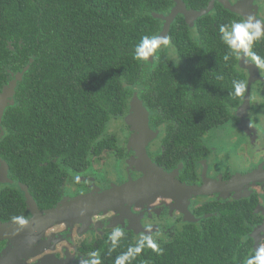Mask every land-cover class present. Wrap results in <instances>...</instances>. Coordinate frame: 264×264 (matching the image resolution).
<instances>
[{
    "label": "trees",
    "instance_id": "16d2710c",
    "mask_svg": "<svg viewBox=\"0 0 264 264\" xmlns=\"http://www.w3.org/2000/svg\"><path fill=\"white\" fill-rule=\"evenodd\" d=\"M170 6L171 0H0V86L29 66L15 105L3 117L0 158L10 177L29 186L41 209L62 199L70 174L85 173L96 155L115 148L100 139L113 119L128 113L136 92L152 118L177 135V154L169 149L166 161L192 166L183 156L190 146L202 148L212 99L200 87L187 96V86H176L175 80L180 72L195 73L202 86V69L178 71L166 53L147 61L135 58L142 37L160 32L153 14ZM176 31L170 41L185 54L192 41ZM20 202L25 206L23 193L2 192L0 222L19 217ZM223 217L205 231L193 226L189 237L175 244L148 252L143 247V264H236L238 247L223 236L234 222ZM243 250L248 252L239 247V255ZM126 255L129 261L135 257L131 248Z\"/></svg>",
    "mask_w": 264,
    "mask_h": 264
},
{
    "label": "flooded vegetation",
    "instance_id": "af4514ba",
    "mask_svg": "<svg viewBox=\"0 0 264 264\" xmlns=\"http://www.w3.org/2000/svg\"><path fill=\"white\" fill-rule=\"evenodd\" d=\"M171 2L172 6L160 14L168 16L171 13L176 6L173 0ZM183 2L189 11L212 8L207 15L196 19L193 25L182 14H178L171 25L167 44L159 47L155 55L158 58L159 53H166L178 66V71L202 69V86L194 81L195 73L182 72L177 74L175 85L185 84L187 96H194L200 87L202 94L212 99L208 104L213 114L208 126L210 129L201 139L202 148L195 150L190 146L185 151L183 157L189 159L192 166L166 161L168 150H175L177 135L152 118L151 111L145 107L150 113V128L158 134L150 142L147 152L153 163L166 172H178L177 179L183 185L206 187L208 194L193 196L186 205L157 196L149 203L126 205L122 213L110 211L94 216L86 226L78 223L55 226L35 242L32 248L34 255L24 259L23 264H91L92 261L116 264L118 257H126L123 264H143V250L139 253L135 251L142 238L151 237L157 250L161 246L175 244L181 236L188 238V232L193 226L199 231H205L209 222H220V218L226 214L232 217L231 223H234L230 232L223 236L234 239V245L238 247L234 251L237 253L232 258L233 262L247 264L248 258L257 249L264 248V39L255 41L248 55L241 53L237 56L222 41L219 31L222 25L230 26L248 17L264 21V0H214L213 5L212 0ZM224 2L237 13L227 10ZM223 17L228 18L227 23ZM159 21L160 32L157 36L164 28V22ZM173 29L177 30L174 33L177 37L192 41V48L185 54H181L170 41ZM252 54L260 58V63L253 59ZM8 71L10 73L11 69ZM12 80V75L7 77L6 83L0 86V94ZM234 82L244 85L239 93L236 92ZM128 114L129 111L119 118L120 125L107 131L100 139L111 140L115 148L96 155L85 173L70 174L64 184L65 193L55 206L64 199L89 195L96 189L107 191L112 186L121 187L131 179L138 181L143 177L129 164L135 158V153L128 148L132 135V128L125 122ZM96 162H100L99 171L93 168ZM169 164L172 168L168 167ZM187 168L192 169L190 174ZM8 173L11 182L0 180V194L9 190L23 193L25 206L18 203L21 210L19 217L29 221L31 215L20 185L28 190L29 186L10 177L9 166ZM51 208L39 207L41 211ZM185 208L186 212L182 210ZM189 215L192 216L191 222L189 218L187 220ZM12 222L18 221L10 219L5 223ZM117 230L122 235L113 244L111 236ZM144 247L147 252L153 250L146 243ZM239 247L248 252L243 250L239 255ZM129 248L135 254L131 261L126 255ZM12 249L13 240L0 235V264H15L6 261ZM50 260L53 262L50 263Z\"/></svg>",
    "mask_w": 264,
    "mask_h": 264
},
{
    "label": "water",
    "instance_id": "95a60500",
    "mask_svg": "<svg viewBox=\"0 0 264 264\" xmlns=\"http://www.w3.org/2000/svg\"><path fill=\"white\" fill-rule=\"evenodd\" d=\"M176 4L168 16L160 13H154L153 17L164 22V28L159 37L168 39L170 28L178 14H182L190 25L200 17L207 15L211 8L201 11H189L183 0H173ZM212 0L211 5H213ZM225 8L233 13L236 10L224 2ZM164 44L161 43L160 47ZM152 58L149 57V60ZM32 63V61H31ZM29 70V66L24 68L21 73L12 75L13 80L0 94V131L3 132V117L8 107L15 105V90L19 82L22 81L24 74ZM125 122L132 129V135L129 140L128 148L133 150L135 158L129 162L132 169H136L143 174L138 181L132 179L121 187L112 186L110 190L101 191L96 189L93 193L80 196L74 199H64L52 209L41 211L25 186L24 190L27 210L31 219L21 225L19 222L2 223L0 222V235L13 240V249L6 258L7 263L23 264L24 259L34 255L32 248L35 242L48 230L61 224H89V220L94 216H99L107 212H119L125 210L126 205L144 204L155 200L157 196L166 197L186 205L188 199L193 196L207 195L208 188L187 186L178 181V172L168 173L162 167L153 163L148 155L147 148L150 142L158 134L150 128V113L145 108L144 103L139 99L138 93L134 94L130 103L129 114ZM8 166L0 158V180L9 181ZM15 184V183H13ZM17 185V184H16ZM186 209H182L186 212ZM188 214V213H187ZM191 215L187 220L191 222ZM53 261L50 260V263Z\"/></svg>",
    "mask_w": 264,
    "mask_h": 264
},
{
    "label": "clouds",
    "instance_id": "9594fccd",
    "mask_svg": "<svg viewBox=\"0 0 264 264\" xmlns=\"http://www.w3.org/2000/svg\"><path fill=\"white\" fill-rule=\"evenodd\" d=\"M221 33L222 41L228 46L231 52L237 56L243 53L245 56L249 54L251 46L255 41L264 39V21L255 20L252 17H248L243 22H234L230 26L222 25L219 29ZM161 43L167 44V40L159 36H144L139 44L135 47V58L137 60L147 61L149 57L155 59V52L160 47ZM253 55V59L260 63V58ZM236 92L239 93L244 85L241 82H234ZM14 220L23 225L27 221L23 217H14ZM122 233L117 230L111 236L113 244ZM147 246L156 249V244L151 237L142 238L139 246L135 249L139 253L144 247ZM126 257H118L116 264H123V259ZM91 264H98L97 261H92ZM247 264H264V248L256 250L253 256H250L247 260Z\"/></svg>",
    "mask_w": 264,
    "mask_h": 264
},
{
    "label": "rangeland",
    "instance_id": "374dc122",
    "mask_svg": "<svg viewBox=\"0 0 264 264\" xmlns=\"http://www.w3.org/2000/svg\"><path fill=\"white\" fill-rule=\"evenodd\" d=\"M120 120H122V119H120ZM118 124L120 125V122H119V119H113L110 123H109V125H108V132H110V131H112L113 130V128L115 129L116 128V126H118ZM113 133H115V131L113 132ZM100 162H96V163H94V165H93V168H94V170H96V171H99L100 170ZM93 175V174H92Z\"/></svg>",
    "mask_w": 264,
    "mask_h": 264
}]
</instances>
